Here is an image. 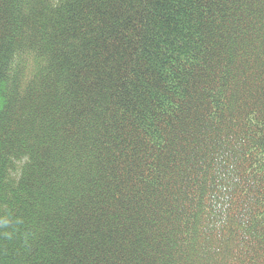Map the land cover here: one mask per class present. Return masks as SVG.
<instances>
[{
    "label": "trees",
    "instance_id": "trees-1",
    "mask_svg": "<svg viewBox=\"0 0 264 264\" xmlns=\"http://www.w3.org/2000/svg\"><path fill=\"white\" fill-rule=\"evenodd\" d=\"M0 264H264V0H0Z\"/></svg>",
    "mask_w": 264,
    "mask_h": 264
}]
</instances>
